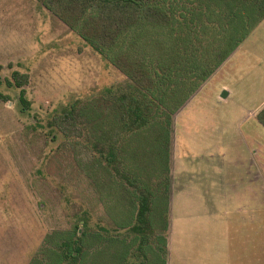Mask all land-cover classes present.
Returning a JSON list of instances; mask_svg holds the SVG:
<instances>
[{
	"label": "rangeland",
	"instance_id": "rangeland-1",
	"mask_svg": "<svg viewBox=\"0 0 264 264\" xmlns=\"http://www.w3.org/2000/svg\"><path fill=\"white\" fill-rule=\"evenodd\" d=\"M257 25L173 115L164 264H264V127L255 118L264 104V24ZM13 69L28 75L27 109L19 88L4 83ZM123 78L37 0H0V91L9 96L0 100V264H28L47 232L82 215L92 231L129 237L81 175L75 130L63 137L49 126L74 100ZM100 241L85 264H123L122 241ZM149 264L162 262L153 255Z\"/></svg>",
	"mask_w": 264,
	"mask_h": 264
},
{
	"label": "trees",
	"instance_id": "trees-1",
	"mask_svg": "<svg viewBox=\"0 0 264 264\" xmlns=\"http://www.w3.org/2000/svg\"><path fill=\"white\" fill-rule=\"evenodd\" d=\"M37 1L124 77L97 97L74 100L49 126L63 137L75 130L81 175L129 237L92 231L82 215L69 229L47 232L28 264H85L107 238L122 241L123 264H149L153 255L164 264L173 115L264 18V0ZM27 80L17 69L4 78L19 88L22 109L29 107ZM0 100L9 96L0 91ZM256 119L264 127V104ZM114 199L121 210L111 206Z\"/></svg>",
	"mask_w": 264,
	"mask_h": 264
},
{
	"label": "crops",
	"instance_id": "crops-1",
	"mask_svg": "<svg viewBox=\"0 0 264 264\" xmlns=\"http://www.w3.org/2000/svg\"><path fill=\"white\" fill-rule=\"evenodd\" d=\"M262 24H264V18L260 21V23L257 25L258 27L261 26ZM226 95H227V92H226ZM225 95V96H226ZM255 118H256V115H255ZM257 120V119H256ZM258 122V121H257Z\"/></svg>",
	"mask_w": 264,
	"mask_h": 264
},
{
	"label": "water",
	"instance_id": "water-1",
	"mask_svg": "<svg viewBox=\"0 0 264 264\" xmlns=\"http://www.w3.org/2000/svg\"><path fill=\"white\" fill-rule=\"evenodd\" d=\"M225 95H226V91H225V90H222L220 96H221V97H225Z\"/></svg>",
	"mask_w": 264,
	"mask_h": 264
}]
</instances>
